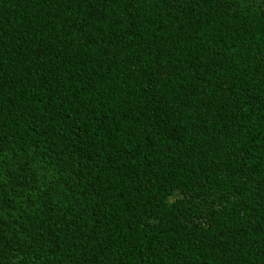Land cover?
<instances>
[{
  "label": "trees",
  "instance_id": "trees-1",
  "mask_svg": "<svg viewBox=\"0 0 264 264\" xmlns=\"http://www.w3.org/2000/svg\"><path fill=\"white\" fill-rule=\"evenodd\" d=\"M0 264H264V0H0Z\"/></svg>",
  "mask_w": 264,
  "mask_h": 264
}]
</instances>
